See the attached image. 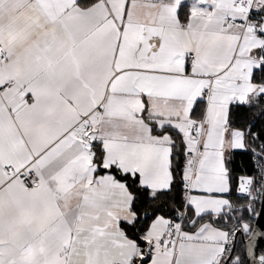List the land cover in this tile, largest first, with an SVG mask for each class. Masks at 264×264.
Instances as JSON below:
<instances>
[{
  "label": "snow or ice",
  "instance_id": "1",
  "mask_svg": "<svg viewBox=\"0 0 264 264\" xmlns=\"http://www.w3.org/2000/svg\"><path fill=\"white\" fill-rule=\"evenodd\" d=\"M264 0H0V264H264Z\"/></svg>",
  "mask_w": 264,
  "mask_h": 264
},
{
  "label": "water",
  "instance_id": "2",
  "mask_svg": "<svg viewBox=\"0 0 264 264\" xmlns=\"http://www.w3.org/2000/svg\"><path fill=\"white\" fill-rule=\"evenodd\" d=\"M261 223H264V221H261Z\"/></svg>",
  "mask_w": 264,
  "mask_h": 264
}]
</instances>
